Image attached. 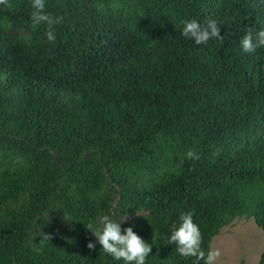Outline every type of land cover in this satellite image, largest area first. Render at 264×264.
<instances>
[{
  "label": "trees",
  "instance_id": "trees-1",
  "mask_svg": "<svg viewBox=\"0 0 264 264\" xmlns=\"http://www.w3.org/2000/svg\"><path fill=\"white\" fill-rule=\"evenodd\" d=\"M31 3L0 5V264H125L87 229L103 215L145 264H196L168 244L182 212L206 253L235 218L264 230V46H240L264 0H45L51 43Z\"/></svg>",
  "mask_w": 264,
  "mask_h": 264
},
{
  "label": "clouds",
  "instance_id": "clouds-1",
  "mask_svg": "<svg viewBox=\"0 0 264 264\" xmlns=\"http://www.w3.org/2000/svg\"><path fill=\"white\" fill-rule=\"evenodd\" d=\"M0 5L9 6V0H0ZM31 13L32 23L36 26L46 25L45 35L51 43L56 39L54 29L56 25L63 23L62 16H53L45 11V0H32ZM181 35L188 39H193L195 44H207L211 39L222 40L220 35V26L215 20H209L206 25H201L196 19L183 20ZM240 46L245 53H251L257 47L264 46V30H258L255 33L249 30L240 40ZM186 158L198 160L199 154L195 149H190L186 153ZM121 221V220H119ZM114 220L110 215H103L99 218L98 226L91 222L87 229L95 237L96 242L101 245L103 251L111 255L115 260H123L125 264H145L146 258L152 251V245L145 242L137 235L132 227L121 230V223ZM49 240V235L43 237ZM168 244L176 245V251L182 257H195L196 264L203 261V264H215L220 256L218 250L209 249L207 253L202 249V235L199 226L193 220L191 211L181 213L178 226H173ZM89 250L94 251L96 244L89 242Z\"/></svg>",
  "mask_w": 264,
  "mask_h": 264
},
{
  "label": "rangeland",
  "instance_id": "rangeland-1",
  "mask_svg": "<svg viewBox=\"0 0 264 264\" xmlns=\"http://www.w3.org/2000/svg\"><path fill=\"white\" fill-rule=\"evenodd\" d=\"M210 249L220 252L215 264H258L264 249V230L253 218H235L212 238Z\"/></svg>",
  "mask_w": 264,
  "mask_h": 264
}]
</instances>
